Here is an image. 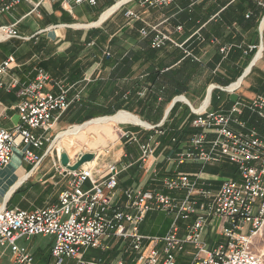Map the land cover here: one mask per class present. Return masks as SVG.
I'll list each match as a JSON object with an SVG mask.
<instances>
[{
	"label": "crops",
	"instance_id": "crops-1",
	"mask_svg": "<svg viewBox=\"0 0 264 264\" xmlns=\"http://www.w3.org/2000/svg\"><path fill=\"white\" fill-rule=\"evenodd\" d=\"M114 2L64 5L61 0H47L36 6L37 0H21L11 11L0 14V26L15 24L20 35L3 40L0 33V63L14 55L17 62L12 75L22 84L32 81L38 69H44L68 89L71 102L57 114L58 119L49 130L34 131L49 139L35 150L43 156L39 165L27 161L23 151L16 148L11 162L0 167V207L33 211L57 205L60 194L70 189V176L61 164V150L67 152L73 163L79 154H71L75 138L108 124L117 129H104L97 141H90L91 147H102L101 153L89 149L96 157L83 166L106 174L107 166L117 163L118 186L107 191L116 207L128 209L132 198L126 190L135 187L178 199L184 197L185 191H171L164 184L165 179L181 172L193 178L198 174L199 189L211 195L218 192L224 180L235 178V167L228 160L179 163L177 154L191 147L193 136L200 130L194 123L199 108L228 113L237 102L247 105L257 96L264 97V0H175L168 6L152 8L134 1L103 18ZM129 8L140 18L127 17L125 11ZM145 26H158L183 46L167 43L153 48L150 40L154 32L148 38L140 32ZM177 26L182 29L177 30ZM27 45L31 48L24 50ZM6 81L10 82L11 76ZM21 91L0 90V127L11 130L18 124ZM119 113H128L143 122L95 121ZM255 116L244 107L241 119L264 134L251 124L261 120ZM63 123L71 125V130L88 125L73 132L66 147L58 141L62 133L69 131H59ZM150 137L156 141L155 152L143 160L141 146ZM108 142L116 143L110 146ZM84 187L90 188L91 182L87 181ZM196 216L178 221L180 236L189 232ZM173 221L174 214L153 210L146 215L140 232L163 237ZM222 225V219L210 216L200 233L208 250L225 240ZM25 242L24 238L18 240L32 254V264L52 263L53 236L37 235ZM145 246L148 255L154 249L162 251L163 244L146 241ZM8 249L12 252L9 246L0 245V264H19L13 252L7 260L1 257ZM93 249L95 255L87 257V249L85 258L105 264L119 259L124 264H139L131 238L112 236ZM252 249L264 254L254 238ZM194 252L193 243L185 244L177 255V264H189Z\"/></svg>",
	"mask_w": 264,
	"mask_h": 264
},
{
	"label": "built area",
	"instance_id": "built-area-1",
	"mask_svg": "<svg viewBox=\"0 0 264 264\" xmlns=\"http://www.w3.org/2000/svg\"><path fill=\"white\" fill-rule=\"evenodd\" d=\"M21 0H0V14L11 11ZM47 0H37L36 6ZM120 0H115L118 4ZM115 11L137 1L142 6L163 7L175 0H121ZM64 5H97L98 0H61ZM125 15L137 20L140 15L127 9ZM15 24L0 26L4 38L20 37ZM181 30L182 26H177ZM143 37L152 36L151 46L162 48L167 43L177 44L158 26L142 27ZM16 57L8 56L0 63V90L8 92L20 88L19 122L11 130L0 127V167L8 165L14 150L20 148L24 158L39 165L43 156L35 153L46 140L34 131L49 130L58 119L57 114L71 104L68 89L59 85L44 70L38 69L35 78L22 84L12 75ZM11 76V81L6 78ZM58 87V90L55 89ZM244 107L258 118L264 119V97L257 96L247 105L235 103L228 113L197 110L195 126L200 130L191 140V147L177 154L179 163L194 161L202 164L228 160L238 172V178L223 181L220 189L211 195L199 189L200 176L181 172L165 179L164 184L171 191H185L178 199L157 191H143L135 187L126 190L132 198L128 209L113 205L107 191L117 188L120 169L116 162L107 166L106 174L94 167L82 166L77 171H66L70 176V189L62 192L59 203L33 211L20 208L0 207V245L9 246L15 261L32 264L33 256L26 247L18 244L20 238L30 239L37 235L54 237L51 264H105L97 259L85 258L89 248L102 246L104 240L112 237L131 238L139 264H177V255L185 244L193 243L195 252L189 264H264V254L252 249L253 238L264 228V134L248 126L241 119ZM236 125L237 128H234ZM213 135V138H209ZM154 143V144H153ZM154 137L141 146L143 160L155 152ZM91 182V187L84 185ZM199 197L203 200L199 201ZM153 210L174 214V221L163 237H149L141 234L140 226L146 215ZM193 214L196 218L189 232L179 235L178 221L187 220ZM211 217L222 219L221 233L225 240L208 250L200 240V233ZM162 243V251L152 250L145 255V243ZM111 264H124L122 259Z\"/></svg>",
	"mask_w": 264,
	"mask_h": 264
},
{
	"label": "rangeland",
	"instance_id": "rangeland-1",
	"mask_svg": "<svg viewBox=\"0 0 264 264\" xmlns=\"http://www.w3.org/2000/svg\"><path fill=\"white\" fill-rule=\"evenodd\" d=\"M12 38H16V37H12ZM9 39H11V38H4L3 40H9ZM28 44L31 45L30 42ZM29 45H27L24 50H27L28 48H31ZM95 121L96 122H105V121L110 122L107 119H101V118H100V120L97 119ZM112 123H116V122H112ZM87 125L88 124H86L84 127H86ZM61 126H63V128L60 129L59 131H63V130L67 131V129H69L71 127V125H69L67 123H63V124H61ZM84 127H75L73 130L69 129V131L66 133V135H64V137L67 136V137L70 138V140H72L71 134L73 132L77 131V130H80V129L84 128ZM100 128L101 129H99V130L98 129H96V130L93 129V130H90V131L84 133L83 135L82 134L78 135L75 138V142H76L75 145L71 143V145H72L71 146V154L74 155L76 152H78V153H80V152H82V153L83 152H85V153L86 152H94V151H89V149H96L95 150L96 152H100L102 147H98V146L97 147H91V142L92 141H97L98 136H99V132H101V131L103 132L104 129H108V130L112 129V131L114 132L117 129V126H113L112 124H110V125L108 124V125H105L104 127H100ZM55 137H56V134L52 137L51 141H53L55 139ZM58 141H59V139H58ZM116 142H118V143L120 142L119 138H117ZM116 142H114V143H116ZM114 143L113 142H108V145L112 146ZM104 153L105 154L103 156V159H105V157H106V153H107L106 150L104 151ZM233 167H235V166L233 165ZM229 168H230V166H229ZM25 241H26V239L24 238V242ZM32 242H33V240L31 242L30 241L29 242H25V244L29 245ZM254 243H256V245L261 249V251H264V230H263L262 233H258V234H256L254 236ZM95 253L96 252L94 251V249L90 248V249L87 250V257H89L91 255H95ZM3 254L4 255H1V257L6 259V258H9L11 256L12 252L8 249L7 251L5 250L3 252Z\"/></svg>",
	"mask_w": 264,
	"mask_h": 264
},
{
	"label": "bare ground",
	"instance_id": "bare-ground-1",
	"mask_svg": "<svg viewBox=\"0 0 264 264\" xmlns=\"http://www.w3.org/2000/svg\"><path fill=\"white\" fill-rule=\"evenodd\" d=\"M121 2L122 1H119L118 4L114 5L113 7L109 8L107 11H105V13L103 15V18L107 17L112 11L117 9L118 6L121 4ZM208 102H209V99H207V101L205 102V105L208 104ZM101 119H107L110 122H117V121H131V122H138V123H142L143 122L140 118H138L136 116H133V115H130L128 113H119V114H116V115H113V116L102 117ZM85 124H87V123H85ZM80 127H82V126L80 125ZM64 135H66V133H62L59 136V142H60V144L62 146L69 147V143H71V140L67 136L64 137ZM263 230H264V228L262 229V231L260 233H262Z\"/></svg>",
	"mask_w": 264,
	"mask_h": 264
},
{
	"label": "water",
	"instance_id": "water-1",
	"mask_svg": "<svg viewBox=\"0 0 264 264\" xmlns=\"http://www.w3.org/2000/svg\"><path fill=\"white\" fill-rule=\"evenodd\" d=\"M96 157L95 153L86 152V153H79L76 157V160L71 163L69 155L65 150H61V164L65 168L66 171H77L83 165L92 162Z\"/></svg>",
	"mask_w": 264,
	"mask_h": 264
},
{
	"label": "trees",
	"instance_id": "trees-1",
	"mask_svg": "<svg viewBox=\"0 0 264 264\" xmlns=\"http://www.w3.org/2000/svg\"><path fill=\"white\" fill-rule=\"evenodd\" d=\"M149 37V36H148ZM148 37H146V38H148ZM151 41H152V38H151V40H150V45H151ZM256 117V116H255ZM260 119V118H259ZM262 120H264V119H261L260 121H258V123L257 122H255L256 120H254V122H252L251 124L252 125H256L257 126V128L261 131V132H264V124H263V121ZM246 121V120H245ZM234 170V175H235V178L237 177L238 178V172H237V169L236 168H234L233 169Z\"/></svg>",
	"mask_w": 264,
	"mask_h": 264
}]
</instances>
